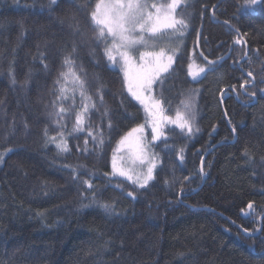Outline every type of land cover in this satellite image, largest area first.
Returning a JSON list of instances; mask_svg holds the SVG:
<instances>
[{
	"label": "trees",
	"instance_id": "16d2710c",
	"mask_svg": "<svg viewBox=\"0 0 264 264\" xmlns=\"http://www.w3.org/2000/svg\"><path fill=\"white\" fill-rule=\"evenodd\" d=\"M94 3L57 0L49 7V0H0V152L12 149L0 164V264H264V218L256 236L240 229L257 232L264 215V2L187 1L190 27L183 47L154 91L174 117L182 101L194 100L199 131L188 136L165 126L167 140L151 144L159 166L145 189L105 175L118 141L145 123V113L96 39ZM242 38L249 54L238 66L246 45L235 41ZM201 52L217 63L208 65ZM65 56L91 97L83 102L96 105L83 132L73 131L82 97L71 78L65 84L68 99H57L55 82L68 71ZM194 62L208 67L196 81L188 75ZM249 71L256 103L246 94L253 89L244 84L251 82ZM233 86L238 98L228 90L222 106V92ZM54 103L68 109L63 128ZM224 112L237 129L234 142ZM89 124L97 136L103 133L102 145L87 136ZM45 128L51 136L63 131L70 151L45 146ZM218 143L204 161L202 185L201 160ZM181 148L183 162L177 156ZM93 195L98 203L91 202ZM105 202L114 204L115 213L99 207Z\"/></svg>",
	"mask_w": 264,
	"mask_h": 264
},
{
	"label": "snow or ice",
	"instance_id": "6c2138e0",
	"mask_svg": "<svg viewBox=\"0 0 264 264\" xmlns=\"http://www.w3.org/2000/svg\"><path fill=\"white\" fill-rule=\"evenodd\" d=\"M264 0H248L249 5H258ZM57 0H49V7L56 5ZM179 9V11H178ZM187 0H95L94 6L90 11V20L94 28L96 39L102 41L104 48L103 54L112 67H119L123 73V83L128 94L137 101L144 110L145 123L139 124L128 131L118 141L116 149L113 150L111 161V173L105 175L119 176L133 184L136 188L145 189L149 182L154 179V172L157 168L159 157L154 152H149L148 144L143 135L145 125L151 126V141L167 140L165 126L168 124L175 125L181 132H185L188 136H192L194 132H198L199 128H195L193 124L194 116L190 113L191 103L184 104L185 111H176L175 117L165 115V109L162 101L152 95L153 85L159 82L163 83L162 74L169 72L175 63L176 54L179 51V45L182 40H174L175 37H183L190 27V14L186 11ZM78 31V25L75 26ZM163 41L164 43H161ZM199 42V33L197 34V43ZM244 41L236 40L235 43L241 44ZM165 43H175V47L169 48ZM75 51V49H73ZM246 54V53H245ZM204 56V53H200ZM208 65H214L217 61L208 59ZM67 66V72H61L60 77L56 80L59 87L60 95L58 100L68 99L66 96L67 88L65 84L71 78L75 86L81 91L82 97L81 108L75 114V124L73 131H85V121L88 119L90 108H95L94 103H84V100L91 101L90 96H86L84 92V81L73 71L74 61L65 56L63 60ZM46 67V65H45ZM188 75L195 80L199 73L204 72L205 68L200 67L198 72H192V65L189 64ZM9 74L12 77L11 82L16 83L15 77L12 76L11 68ZM249 77H253L252 82L245 80L244 84H253V89L247 91L249 97L256 95L254 90L255 77L253 72L249 71ZM241 85V88L244 87ZM233 90L235 87L233 86ZM264 92V88L260 89ZM103 101L102 95L100 96ZM56 108L54 113L57 117V124L63 128L64 125L60 121L68 115V109L63 104L53 105ZM104 116H108L109 112L105 109ZM231 123V121H229ZM111 120L108 121V127L111 128ZM27 127V125H25ZM215 131V128H213ZM237 132L236 127H232V133ZM87 136L91 137L93 142L102 145L104 143L103 133L97 136L91 125L87 129ZM54 144L58 152L67 153L70 151L67 140L63 131L57 136L49 135L48 129H44V145ZM85 150L87 148L88 139L84 140ZM168 145L165 144V147ZM12 149H6L0 152V164L4 163L5 156ZM184 149L181 148L177 153L181 162L184 160ZM118 153H126V155H118ZM245 156L249 161L253 157L245 149ZM264 162V157L261 158ZM137 166L139 170H137ZM66 167H70L67 166ZM72 178L78 179V172L75 168L71 169ZM204 161L201 160L200 175L203 178L206 175ZM187 179V178H186ZM167 182V181H166ZM83 184L88 189L93 188L90 179H84ZM119 187V185H117ZM182 191V189H181ZM127 196L135 199L134 192L128 191ZM92 203H98L93 195ZM87 207L88 205H83ZM99 207L105 212L115 213V206L112 203H100ZM248 208L252 209L253 205L248 204ZM260 231V229H257Z\"/></svg>",
	"mask_w": 264,
	"mask_h": 264
},
{
	"label": "rangeland",
	"instance_id": "374dc122",
	"mask_svg": "<svg viewBox=\"0 0 264 264\" xmlns=\"http://www.w3.org/2000/svg\"><path fill=\"white\" fill-rule=\"evenodd\" d=\"M187 1H188V0H187ZM174 40H182V43L179 45V51H180V50L182 49V47H183V37H175ZM161 43H164V42L161 41ZM165 46H166V47H169V48H172V47H175L176 45H175V43H165ZM179 51H178V52H179ZM191 65H192V69H191V70H192L193 73L198 72V70H199L200 67H204V68H205V71L199 73V75L197 76V78H196L195 80L192 78V76H190L191 79L194 80V81L200 79V78L205 74V72H206V70H207V68H208V67H205V66H200V65H198L196 62L191 63ZM117 68H119V67H117ZM119 69H120V68H119ZM152 95L155 96V97L157 98V95L155 94V91H154V85H153ZM193 101H194V100H190V101L187 102V103L190 102L191 105H192L191 110H190V113H191L192 115L194 114V103H193ZM162 106H163V105H162ZM181 111H182V112L185 111V109H184V104H183V107H182V110H181ZM165 115H168V116H171V117L174 118V116L168 114V113L166 112V110H165ZM168 125H172V124H168ZM168 125H166V126H168ZM174 126H175V125H174ZM143 135H144V137H145V141H146V143L148 144L149 152H154V151H153V148H152V145H151V144L154 143V142L151 141L152 129H151V126H150V125H148V124L145 125ZM57 138L59 139V137H57ZM155 142H157V141H155ZM118 155H126V153H118ZM158 166H159V160H158V163H157V168H158ZM139 167H140V166H137V170H139ZM157 168L155 169V171L157 170ZM154 174H155V172H154Z\"/></svg>",
	"mask_w": 264,
	"mask_h": 264
},
{
	"label": "water",
	"instance_id": "95a60500",
	"mask_svg": "<svg viewBox=\"0 0 264 264\" xmlns=\"http://www.w3.org/2000/svg\"><path fill=\"white\" fill-rule=\"evenodd\" d=\"M214 8H215V7H214ZM214 8H213V11H214ZM213 11H212V16H213ZM238 35H239L240 37H242L240 32H238ZM242 40L244 41V44L246 45V41H245L243 38H242ZM248 54H249V50H248V47H247V45H246V54H245L244 57L238 62V66H241V63H242V62L248 57ZM245 74L247 75L248 78L251 79V82H252L253 77H249L248 74H247V72H245ZM255 82H256V80L254 81V84H255ZM252 85H253L252 83H249L247 86H252ZM228 90H230L231 93H233V94L238 98V94H237L236 90H233V88L226 89V90H224V91L222 92V94H221V96H220V100H221V102H222V106H223V100H222L223 95H224V93H225L226 91H228ZM256 101H257L256 96H253V101H252V103H256ZM224 113H225V112H224ZM224 115H225L226 121H227V123H228V125L230 126V129H231V131H232V126H231L230 123H229L228 116H227L226 113H225ZM233 135H234V139L232 140V142H234V141L237 139V134L235 133V134H233ZM219 145H220V143H218V144L212 146L208 151H206V153L204 154L202 160L205 161L206 158H207V156H208L209 154H211V152H212L214 149H216ZM205 179H206V177L204 176V177H203L202 185L205 183ZM202 185H201V186H202ZM263 218H264V215H262V216L260 217V227H259L260 231H257V232H255V233H249V232L243 230L242 228H240V229H241L245 234L252 235V236H256V235L260 234V232H261V230H262V220H263Z\"/></svg>",
	"mask_w": 264,
	"mask_h": 264
}]
</instances>
